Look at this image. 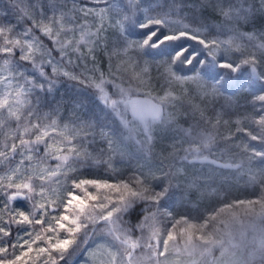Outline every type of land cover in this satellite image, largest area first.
I'll return each mask as SVG.
<instances>
[{
    "label": "snow or ice",
    "instance_id": "snow-or-ice-1",
    "mask_svg": "<svg viewBox=\"0 0 264 264\" xmlns=\"http://www.w3.org/2000/svg\"><path fill=\"white\" fill-rule=\"evenodd\" d=\"M258 17L264 0H6L0 264H264ZM63 82L95 108L65 118ZM225 171L252 197L229 200ZM193 192L217 200L176 215Z\"/></svg>",
    "mask_w": 264,
    "mask_h": 264
},
{
    "label": "rangeland",
    "instance_id": "rangeland-1",
    "mask_svg": "<svg viewBox=\"0 0 264 264\" xmlns=\"http://www.w3.org/2000/svg\"><path fill=\"white\" fill-rule=\"evenodd\" d=\"M258 3L259 0H256ZM4 10L0 11L3 12ZM187 11V10H186ZM205 16H209L210 13L207 11L204 12ZM262 19V30H264V17H258ZM261 21V20H259ZM259 23V22H258ZM244 30H251V28H245ZM59 96H56V99L50 98V103L55 104L56 101L63 100L65 101V109H64V117L68 118V109L71 107V103L69 101L73 100H80L82 101L85 106L86 110H92L95 108V101L93 97L86 91L77 92L74 87L70 85L69 82H63L58 89ZM239 103L244 106V102H246L247 96L240 95L238 98ZM225 101L221 99L218 102L217 107L220 105H224ZM248 111H251L250 108H247ZM182 123H184L182 121ZM185 126H187L185 124ZM100 171H103V168H100ZM88 175L95 174L94 172L86 173ZM225 175H230L231 179L228 184L222 186V190L227 193L229 200L233 198L244 199V198H251L253 195V191L251 188L246 186L247 176H242L239 179L235 178V174H229L227 171L224 172ZM258 190V189H257ZM213 203L216 202V196H209L205 194L203 197H200L196 192L191 193L186 201L177 202L174 198L170 201L171 210L176 214H189V215H196L198 211H202L208 204L209 201ZM218 255V253H217ZM88 257L86 254L79 255L75 260L74 264H86Z\"/></svg>",
    "mask_w": 264,
    "mask_h": 264
},
{
    "label": "trees",
    "instance_id": "trees-1",
    "mask_svg": "<svg viewBox=\"0 0 264 264\" xmlns=\"http://www.w3.org/2000/svg\"><path fill=\"white\" fill-rule=\"evenodd\" d=\"M6 8V0H0V11H2V10H4ZM259 20H261V21H259ZM259 22V23H258ZM255 27L258 29V30H262V19H260V18H257V20H256V24H255ZM247 28H251V26H248ZM90 94V93H89ZM91 95V94H90ZM240 95H246L247 96V94L246 93H241ZM56 96H58V97H60L61 98V96H59V93H58V91L55 93V97H54V99H56ZM92 96V95H91ZM247 99H248V97H247ZM246 99V100H247ZM72 101H69L68 103H71ZM246 104V102H244V105Z\"/></svg>",
    "mask_w": 264,
    "mask_h": 264
},
{
    "label": "water",
    "instance_id": "water-1",
    "mask_svg": "<svg viewBox=\"0 0 264 264\" xmlns=\"http://www.w3.org/2000/svg\"><path fill=\"white\" fill-rule=\"evenodd\" d=\"M76 258H77V257H76ZM76 258H75V259H76Z\"/></svg>",
    "mask_w": 264,
    "mask_h": 264
}]
</instances>
